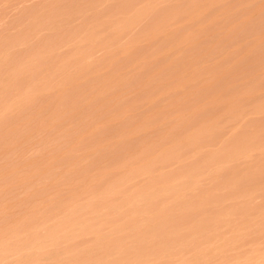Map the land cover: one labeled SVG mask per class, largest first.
I'll list each match as a JSON object with an SVG mask.
<instances>
[{"label":"rangeland","instance_id":"374dc122","mask_svg":"<svg viewBox=\"0 0 264 264\" xmlns=\"http://www.w3.org/2000/svg\"><path fill=\"white\" fill-rule=\"evenodd\" d=\"M0 264H264V0H0Z\"/></svg>","mask_w":264,"mask_h":264}]
</instances>
